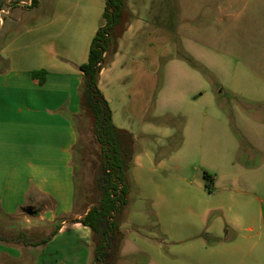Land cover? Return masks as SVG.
Wrapping results in <instances>:
<instances>
[{"label": "rangeland", "instance_id": "1", "mask_svg": "<svg viewBox=\"0 0 264 264\" xmlns=\"http://www.w3.org/2000/svg\"><path fill=\"white\" fill-rule=\"evenodd\" d=\"M4 1L0 51L11 56L14 67L43 55L50 44L39 41L45 36L60 34L53 51L66 56L62 51L66 37L83 29L81 47H91L96 28L103 24L105 0ZM56 2L59 13L66 11L73 17L68 26L59 17L54 25H45L49 6ZM127 4L135 13L131 21L137 33L134 47L124 48L129 50L126 69L130 73L124 83L128 105L123 115L133 120L124 126H133L142 135L140 150L152 160L145 159L144 168L131 170L133 190L122 225L125 240L118 264L149 260L187 264L197 254L193 243L202 238L209 244L218 242L207 235L211 230L222 234V240L226 236V209L220 206L230 168L218 163L227 152L225 132L235 140L233 158L245 163V192L249 193L245 211L254 213L260 203L263 206L264 186H258V179L264 173V168L259 169L264 165V0H127ZM182 52L209 69L216 81L210 82L180 60ZM154 119L175 131L184 120L188 146L176 158H168L169 142L161 137L163 129ZM75 125L79 135L74 155L75 210L83 212L91 207L101 148L89 118L77 116ZM201 131L214 137L198 151L195 136ZM157 155L166 158L164 163L159 165ZM205 173L212 175L213 182ZM31 217L27 211L15 218L0 216V238L11 240V232L28 229L40 233L38 238L50 233V226ZM198 221L204 223L200 232ZM245 237V261H255V235L245 233ZM182 238L187 240L174 242Z\"/></svg>", "mask_w": 264, "mask_h": 264}, {"label": "crops", "instance_id": "2", "mask_svg": "<svg viewBox=\"0 0 264 264\" xmlns=\"http://www.w3.org/2000/svg\"><path fill=\"white\" fill-rule=\"evenodd\" d=\"M4 4L5 1L0 0V12H5ZM57 4L56 2L49 6V17L45 25H54L59 17L65 19L68 26L73 17L66 11L59 13ZM34 5L35 2H32L31 7ZM128 9L130 10L129 6ZM130 12L135 16L134 12ZM133 22L129 23L127 32L119 40L117 53L105 55L98 86L110 105L115 125L134 135L139 154L135 157L133 166L142 169L145 167V159L152 158L147 151L140 150L142 135H139L133 126H124L133 120L123 115L128 105L124 83L130 73L126 69L129 50L125 52L124 48L125 45L130 49L134 47L137 29ZM83 32L82 29L66 37L68 43L62 48L66 56L53 51L54 43L61 38L60 34L40 38L39 41L50 43L45 46L44 54L27 58L23 66H12L11 56L4 55V49L0 51V216L15 218L21 212L27 211L31 218L50 227L58 220L63 221L59 232L43 245L28 246V242L19 238H0V264H92L91 231L81 223L75 222L81 220L88 212V209L83 212L75 210L77 206L73 153L79 139L75 118L80 115V66L88 61L90 51V46L81 47ZM95 32L97 33V28ZM40 71H45L40 76L44 78L43 83L40 78L33 76ZM186 127L183 129L182 146L168 156L169 159L176 158V154L188 146ZM160 128L163 129L161 137L167 141L176 134L169 126ZM213 137L212 132H199L195 136L198 143L195 150L202 151L204 145ZM224 139L227 152L218 159V163L230 168L225 177L228 184L224 188L225 194L220 206L226 209V236L222 240V234L211 230L207 235L218 242L209 244L203 238L196 241L193 243V251L197 254L194 255L193 261L185 262L264 264V202L263 206L260 203L257 212L245 211V196L249 194L245 192V163H238L233 158V152L236 150L235 140L228 132L224 133ZM163 146L160 145L161 148ZM165 160L166 158L161 160L159 165ZM259 167L264 168V165ZM178 169L177 166L174 167V171ZM260 177L258 186L262 187L263 172ZM29 209H32L33 213L28 212ZM203 217L205 219L206 215L201 216ZM202 223L198 221L196 224L199 232L204 228ZM12 228L16 230V227ZM21 233L32 242H39L50 235L49 233L38 238L37 234L40 233L36 234L33 230L29 232V229ZM165 233L170 235L169 231ZM245 233L255 235V261H245V239L248 241ZM197 237L199 236L195 238ZM186 240L182 238L174 242L183 243ZM123 249L124 243L121 251ZM239 251H243L241 260L238 257ZM132 262L137 264V261ZM145 264L157 263L149 260ZM162 264L181 263L163 261Z\"/></svg>", "mask_w": 264, "mask_h": 264}, {"label": "trees", "instance_id": "3", "mask_svg": "<svg viewBox=\"0 0 264 264\" xmlns=\"http://www.w3.org/2000/svg\"><path fill=\"white\" fill-rule=\"evenodd\" d=\"M131 19L132 13L128 9L127 0H105L103 24L92 41L88 61L80 66L82 82L79 89V116L90 119L101 148V163L91 194V207L88 208V212L81 220H75L91 231L92 264L119 263L125 240L122 225L125 221L129 196L133 190L131 170L135 157L139 154L134 135L115 125L110 105L98 86L104 57L107 53H117L119 40L127 32ZM179 59L192 69L201 72L210 82L216 81L215 75L188 53L182 52ZM44 73L45 71L36 72L33 76L40 78L43 83L44 78L40 76ZM152 122L158 126L165 125L155 119ZM166 124L170 123L166 122ZM175 128L176 134L168 140L170 146H166L168 156L178 151L182 146L184 120L182 119L180 122V127L175 126ZM173 140L177 142L173 144ZM76 148L73 152L74 155ZM162 158L157 155L156 160L159 161ZM205 177L213 182L212 175L205 173ZM209 190L211 191V189ZM62 223V220H58L52 224L50 235L39 242L30 241L21 232H11V234H13V239L19 238L28 242V246L43 245L59 232Z\"/></svg>", "mask_w": 264, "mask_h": 264}]
</instances>
